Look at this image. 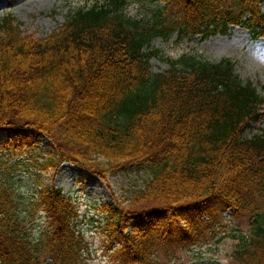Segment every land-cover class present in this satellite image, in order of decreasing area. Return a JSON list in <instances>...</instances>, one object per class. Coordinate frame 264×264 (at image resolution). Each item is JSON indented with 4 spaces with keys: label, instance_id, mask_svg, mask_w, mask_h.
Here are the masks:
<instances>
[{
    "label": "trees",
    "instance_id": "1",
    "mask_svg": "<svg viewBox=\"0 0 264 264\" xmlns=\"http://www.w3.org/2000/svg\"><path fill=\"white\" fill-rule=\"evenodd\" d=\"M128 1L80 6L43 38L0 18V130L49 138L54 151L40 167L51 178L63 162L105 184L121 167L147 169L130 206L100 205L114 262L151 264L161 247L203 240L230 210L250 221L231 264H264V127L245 135L264 98L231 59L183 55L153 72L156 51L146 50L175 31L182 39L241 26L264 37V0H145L162 4L148 19L126 16ZM36 214L47 226L31 237L26 219ZM78 217L54 184L23 202L0 181V264H83Z\"/></svg>",
    "mask_w": 264,
    "mask_h": 264
},
{
    "label": "rangeland",
    "instance_id": "2",
    "mask_svg": "<svg viewBox=\"0 0 264 264\" xmlns=\"http://www.w3.org/2000/svg\"><path fill=\"white\" fill-rule=\"evenodd\" d=\"M109 1L0 0V18L10 14L20 23L24 33L43 38L63 22L69 11ZM160 5L145 0H130L123 11L131 18L148 19ZM146 50L156 51L149 60L153 72L167 70L171 60L183 55H194L208 62L231 59L239 79L252 83L264 98V37L251 40L248 31L241 26H230L225 34H188L182 39L178 38L175 31L167 37L152 38ZM262 127L264 115L246 130L245 135H252ZM53 151L52 143L46 136L35 137L18 129L0 130V159L4 164L0 169V181L23 202L28 200L39 183L60 187L74 198L79 210L75 224L84 237L83 264H118L112 260L111 246L106 244L101 229L105 217L100 205L112 201L116 205L130 206L137 189L142 187L148 177L147 169L138 164L121 167L116 174L108 177L105 184L80 167L63 162L51 178V170L42 171L40 165L48 160L49 153ZM204 218L208 220V217ZM26 221V230L31 237L39 236L47 226L41 214ZM210 227L199 242L159 248L151 264H231L233 250L250 233L248 216L232 217L230 210H226Z\"/></svg>",
    "mask_w": 264,
    "mask_h": 264
}]
</instances>
